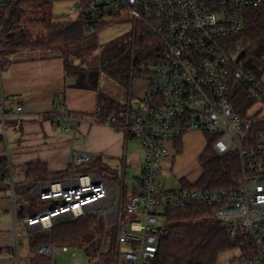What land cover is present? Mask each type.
Wrapping results in <instances>:
<instances>
[{
  "label": "built area",
  "instance_id": "built-area-1",
  "mask_svg": "<svg viewBox=\"0 0 264 264\" xmlns=\"http://www.w3.org/2000/svg\"><path fill=\"white\" fill-rule=\"evenodd\" d=\"M12 1L0 0V6ZM48 1L64 3L67 15L94 29L128 12L135 30L139 23L143 24L161 40L163 48L145 95L136 99V106L130 95L123 111L108 119L121 126L127 136L138 139L146 152L141 172L133 177L131 191H125V174L120 179H107L78 172V166L91 162L93 156L74 152L73 175L34 185L29 190L31 197L49 202L45 209L21 220L30 233L36 229L49 231L61 220L98 211L106 224H117V264L122 255L126 264H152L161 241L170 233L167 213L203 209L209 212L208 217L223 222L232 239H241L245 245L231 264H264V113H238L231 100L236 83L255 100L264 99L262 78L243 64L244 57L239 58L245 50L243 44L233 41L244 26V9L264 4V0ZM23 109L24 105L17 106L14 114L20 115ZM8 113L3 97L0 122L5 128ZM81 120V116L70 114L63 128H73ZM191 132L206 135L205 149L212 141L217 155L240 157L241 178L237 186L198 187L204 172L199 162V178L179 176L180 187H175L174 178L172 188L165 189L169 177L164 183L159 180L161 161H174L184 136ZM6 165L17 221L14 171L8 160ZM53 200L58 203L50 206ZM126 214H134V218L124 228ZM67 249L49 243L38 251L54 258ZM14 251L18 264L17 248Z\"/></svg>",
  "mask_w": 264,
  "mask_h": 264
},
{
  "label": "trees",
  "instance_id": "trees-1",
  "mask_svg": "<svg viewBox=\"0 0 264 264\" xmlns=\"http://www.w3.org/2000/svg\"><path fill=\"white\" fill-rule=\"evenodd\" d=\"M53 7L54 4L48 0H14L0 6V70L8 69L13 63L12 55L21 51L45 52L31 57H60L64 61L66 74L76 77L75 87L98 91L100 103L98 117L109 119L112 114L121 113L124 109L122 105L99 91L101 69L127 86H130L136 77H150L147 74L152 76V73L143 70L160 58L163 48L161 40L149 28L138 27L133 43H126L122 39L115 41L112 45L113 53L102 60L101 68L90 67L87 60L76 50V46L86 40L88 28L79 20L57 21ZM233 41L243 44L246 50L245 65L248 70L262 78L264 4L244 9V26L233 36ZM236 86L231 100L236 112L246 114L247 108L244 103L249 92L238 83ZM2 139L3 135L0 134V141ZM212 143L209 142L199 158L204 172L198 187L220 189L237 186L241 178L240 157L236 154L219 156ZM181 146L178 148L180 151ZM1 162L0 182H4L9 170L6 165L7 159H1ZM97 168L101 169V173L95 170ZM77 171L97 173L103 178H106L102 174L104 171H109L106 173L114 178L119 176L117 170L93 164L92 161L78 166ZM73 174L72 165L66 171L51 173L44 162L29 164L26 183L16 185L15 188L20 200L30 202L24 216L35 214L49 206L48 201L29 195V190L34 185L64 180ZM127 190L126 187L125 191ZM208 215L209 212L203 209L168 212L170 233L161 241L152 264H214L223 251L242 250L245 247L241 239L230 237L223 222ZM104 229L105 223L99 212L89 211L77 218L61 220L49 231L39 229L31 231L30 245L32 248L49 243L61 247L87 245L89 253L100 254L103 257L104 264H117L114 253L115 235L112 236L111 247L107 251L102 250L106 234Z\"/></svg>",
  "mask_w": 264,
  "mask_h": 264
},
{
  "label": "crops",
  "instance_id": "crops-1",
  "mask_svg": "<svg viewBox=\"0 0 264 264\" xmlns=\"http://www.w3.org/2000/svg\"><path fill=\"white\" fill-rule=\"evenodd\" d=\"M1 76L0 99H6L9 130L6 123L4 140L0 141V166L4 158L11 163L15 188L26 183L29 164L44 162L51 173L63 172L72 165L74 152L90 153L92 162L117 170L118 175L119 167L123 169L122 175H126L129 165L135 169L134 173L141 172L144 158L140 160L131 148L136 138L127 136L121 126L109 123L106 117H98V91L75 87L76 77L66 74L62 58L19 57L13 60L8 69L1 71ZM140 78L134 79L130 85L132 97L140 98L147 91L148 81ZM19 105H24V109L20 115H16L14 112ZM70 114L79 115L82 120L73 128L64 129L63 125ZM204 135L201 132L190 133V140L186 142L189 144L187 151L179 164L180 170L196 159L199 162L206 147L202 140L206 137ZM184 145L185 142L182 149ZM120 178V175L107 177ZM15 195L17 221H14V201L9 180L0 182V264H16L14 250L17 248L19 253V239L23 230H19V224L28 201L20 200L16 191ZM22 224L29 236V228Z\"/></svg>",
  "mask_w": 264,
  "mask_h": 264
},
{
  "label": "rangeland",
  "instance_id": "rangeland-1",
  "mask_svg": "<svg viewBox=\"0 0 264 264\" xmlns=\"http://www.w3.org/2000/svg\"><path fill=\"white\" fill-rule=\"evenodd\" d=\"M64 3L58 2L54 4L53 11L56 15L57 21H66V20H73L69 15H67ZM110 19V18H109ZM144 26L143 24L139 23L138 27ZM88 36L85 41L79 43L76 46V50L81 54L82 58L87 60V64L90 67H100L102 60L106 59L110 54L113 53L112 45L115 41L124 42H131L133 43L135 38V22L132 16L128 12H123L121 15L112 17V20H109L107 24H103L98 29L88 28ZM45 52H32V51H21L17 52L12 55V59H16L19 57H27L31 55H39L44 54ZM159 60V59H158ZM156 61L154 64H149L146 66L143 71H147L146 73H153V69ZM243 64H246V59H242ZM87 64L85 66H87ZM101 68V67H100ZM145 73V72H144ZM150 77L146 76H139L136 79H146L149 81L151 79V75L147 74ZM262 81L264 82V73L262 75ZM237 83L234 85L233 90L231 92V99L232 95L235 93L237 89ZM99 91L110 96L115 100L117 104H122V107L125 108L128 104V98L130 96V86L124 85L117 79L110 76L107 72L102 71L100 73V80H99ZM135 96H133V105L136 106ZM139 99V98H137ZM244 105L246 106V110H251L252 112H261L264 113V99L262 100H255L249 94L245 99ZM264 126V124H263ZM7 127L9 130V122L7 123ZM5 127L0 122V133L2 135L5 134ZM5 136V135H4ZM190 133L184 136L185 145L179 155L176 156L175 160L172 159H163L161 161L162 165V172L159 180L164 183L166 179L170 176L175 178L174 185L176 188L181 186V182L179 181V176H185L187 178L197 179L202 174V166L199 164L198 159L194 161V163L190 164L184 170L179 169V164L181 163L182 155L186 153L187 144L190 140ZM205 136V135H204ZM208 136V135H207ZM4 140V139H2ZM204 144L207 143V138H202ZM187 142V143H186ZM180 147V146H179ZM178 147V148H179ZM138 155L140 160H143L145 157V149L141 142L138 139L133 140V144L131 147ZM180 151V150H178ZM100 164L96 161L93 164ZM112 165V164H111ZM114 166V165H113ZM120 170V177H122V170L121 167L118 168ZM98 173H101V169H95ZM135 169L133 166H128L126 170V177L125 182L128 186V193L131 191V183L134 176L138 174L134 173ZM109 173V171H106ZM105 171L103 174L104 177H110V174H107ZM93 173V172H92ZM99 215L101 213L99 212ZM102 217V216H101ZM134 218V214H126L124 216L123 227H127V223L130 219ZM21 220V219H20ZM104 223L106 222L105 219L102 217ZM21 230L20 239H19V260L18 264H104V259L100 254H91L87 250V245H79V246H69L67 250H62L60 254L56 255L54 258L49 254H43L38 251V248H32L30 245V238L28 233L23 226L22 222L20 221L19 230ZM105 241L104 247L102 250L107 251L111 247L112 243V236L115 235L117 231V224H106L105 223ZM116 243V242H115ZM124 249V248H123ZM115 250V247H114ZM240 255L239 249H228L223 251L219 254L217 261L214 264H231L232 260ZM119 264H126L123 255Z\"/></svg>",
  "mask_w": 264,
  "mask_h": 264
},
{
  "label": "water",
  "instance_id": "water-1",
  "mask_svg": "<svg viewBox=\"0 0 264 264\" xmlns=\"http://www.w3.org/2000/svg\"><path fill=\"white\" fill-rule=\"evenodd\" d=\"M245 53H246V50H242L241 51V53H240V55H239V58L241 59V58H243L244 57V55H245ZM173 179H174V177H169V179L167 180V183H166V186H165V189H171L172 188V182H173ZM58 203V201L57 200H53L51 203H50V206H53V205H55V204H57ZM22 208V207H21ZM21 211H22V209H21Z\"/></svg>",
  "mask_w": 264,
  "mask_h": 264
}]
</instances>
